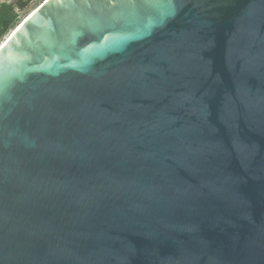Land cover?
Masks as SVG:
<instances>
[{
  "label": "water",
  "instance_id": "95a60500",
  "mask_svg": "<svg viewBox=\"0 0 264 264\" xmlns=\"http://www.w3.org/2000/svg\"><path fill=\"white\" fill-rule=\"evenodd\" d=\"M0 264H264V0H44L0 44Z\"/></svg>",
  "mask_w": 264,
  "mask_h": 264
},
{
  "label": "trees",
  "instance_id": "16d2710c",
  "mask_svg": "<svg viewBox=\"0 0 264 264\" xmlns=\"http://www.w3.org/2000/svg\"><path fill=\"white\" fill-rule=\"evenodd\" d=\"M32 0L4 1L0 4V39L19 24L18 13L25 10Z\"/></svg>",
  "mask_w": 264,
  "mask_h": 264
},
{
  "label": "rangeland",
  "instance_id": "374dc122",
  "mask_svg": "<svg viewBox=\"0 0 264 264\" xmlns=\"http://www.w3.org/2000/svg\"><path fill=\"white\" fill-rule=\"evenodd\" d=\"M10 1V0H8ZM12 1V0H11ZM44 0H32L28 7L23 10V11H20L18 13V16H19V21L21 22L22 19H24L29 13H31L32 10H34L40 3H42ZM19 22V23H20ZM12 30H10L5 36H3L1 39H0V44L6 39V37L10 34Z\"/></svg>",
  "mask_w": 264,
  "mask_h": 264
},
{
  "label": "crops",
  "instance_id": "0c3cea01",
  "mask_svg": "<svg viewBox=\"0 0 264 264\" xmlns=\"http://www.w3.org/2000/svg\"><path fill=\"white\" fill-rule=\"evenodd\" d=\"M4 1H8V0H0V4L2 3V2H4ZM8 2H13V0L11 1H8Z\"/></svg>",
  "mask_w": 264,
  "mask_h": 264
},
{
  "label": "bare ground",
  "instance_id": "6f19581e",
  "mask_svg": "<svg viewBox=\"0 0 264 264\" xmlns=\"http://www.w3.org/2000/svg\"><path fill=\"white\" fill-rule=\"evenodd\" d=\"M29 15V14H28ZM11 33V32H10ZM8 37V36H7ZM4 42V41H3Z\"/></svg>",
  "mask_w": 264,
  "mask_h": 264
},
{
  "label": "built area",
  "instance_id": "2783aa9c",
  "mask_svg": "<svg viewBox=\"0 0 264 264\" xmlns=\"http://www.w3.org/2000/svg\"><path fill=\"white\" fill-rule=\"evenodd\" d=\"M23 20V19H22Z\"/></svg>",
  "mask_w": 264,
  "mask_h": 264
}]
</instances>
